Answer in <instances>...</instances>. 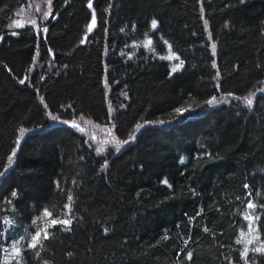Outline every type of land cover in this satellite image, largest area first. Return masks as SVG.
I'll use <instances>...</instances> for the list:
<instances>
[{
	"label": "trees",
	"instance_id": "16d2710c",
	"mask_svg": "<svg viewBox=\"0 0 264 264\" xmlns=\"http://www.w3.org/2000/svg\"><path fill=\"white\" fill-rule=\"evenodd\" d=\"M25 3L0 0V264H264V0H50L13 27Z\"/></svg>",
	"mask_w": 264,
	"mask_h": 264
},
{
	"label": "rangeland",
	"instance_id": "374dc122",
	"mask_svg": "<svg viewBox=\"0 0 264 264\" xmlns=\"http://www.w3.org/2000/svg\"><path fill=\"white\" fill-rule=\"evenodd\" d=\"M49 5L50 0H26L25 5L13 15L11 25L13 27H18L26 23H34L38 19L40 20L46 18L49 13ZM145 46L149 47L150 42L146 41ZM164 58L170 62L173 68L176 69L179 66L178 58L173 52L168 51L164 55ZM252 98L253 95L247 97L244 103H246L247 105L250 104L248 101H252ZM63 121L69 124L70 126L76 128L79 132H83L87 140L92 142L93 147L100 152H104L106 149L114 151L118 149L117 147L122 146L125 143L115 141L114 135L112 133V127H101L91 122L90 120L86 118L84 119L79 116L71 117ZM248 219L250 222L249 230L248 234L244 235V242L246 244H249L253 240H258V236L254 233L255 229L252 225V217L249 216ZM10 221L8 219L6 220L7 223H9ZM33 237L30 243H33ZM8 251L9 252L6 256V259L10 260L12 256L16 255L19 252V248L13 247Z\"/></svg>",
	"mask_w": 264,
	"mask_h": 264
},
{
	"label": "snow or ice",
	"instance_id": "6c2138e0",
	"mask_svg": "<svg viewBox=\"0 0 264 264\" xmlns=\"http://www.w3.org/2000/svg\"><path fill=\"white\" fill-rule=\"evenodd\" d=\"M153 27H155V21L153 22ZM213 47H214V46H213ZM22 82H23V81H22ZM213 100H215V97L213 98ZM213 100L208 101V103L211 104V103L213 102ZM248 102L251 103L250 100H249ZM177 111H182V110L178 109ZM53 119H55V117H53ZM69 199H71V197H69ZM249 207H252V205L249 204ZM45 214L47 215L48 213H45ZM62 222L65 223V224L68 223V221H62ZM52 223H56V221L53 220ZM38 237H39V232H37L36 235L33 237V243H32V246H33V247H35V245L38 243V239H37ZM189 255H190V254H189Z\"/></svg>",
	"mask_w": 264,
	"mask_h": 264
}]
</instances>
